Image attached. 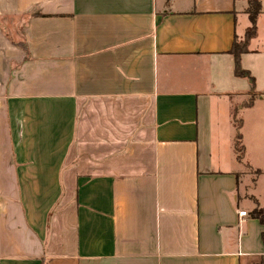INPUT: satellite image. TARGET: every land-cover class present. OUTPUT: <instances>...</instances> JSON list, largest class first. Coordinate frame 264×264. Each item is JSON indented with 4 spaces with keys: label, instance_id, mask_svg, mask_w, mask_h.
Wrapping results in <instances>:
<instances>
[{
    "label": "crops",
    "instance_id": "0c3cea01",
    "mask_svg": "<svg viewBox=\"0 0 264 264\" xmlns=\"http://www.w3.org/2000/svg\"><path fill=\"white\" fill-rule=\"evenodd\" d=\"M250 1L0 0V264H264L230 114L264 128Z\"/></svg>",
    "mask_w": 264,
    "mask_h": 264
},
{
    "label": "rangeland",
    "instance_id": "374dc122",
    "mask_svg": "<svg viewBox=\"0 0 264 264\" xmlns=\"http://www.w3.org/2000/svg\"><path fill=\"white\" fill-rule=\"evenodd\" d=\"M242 0H239V6L241 4ZM240 21H242L243 17L246 15H243L244 13H240ZM243 15V16H242ZM248 19V18H247ZM249 20V19H248ZM249 100V98L246 97V100ZM232 108L230 110L231 114V125H232V131L235 136V142L237 140V134L240 133L241 136L247 138L248 143H249V148L251 149V160L255 162L258 165H252L250 161L247 159L244 162L243 165V170L241 174V189H240V195L242 198H245V203L249 205H255L256 201L255 199L258 198L261 202L264 204V158L260 155H257L256 150L258 152V148L261 146H264V136L262 133H264V128L256 127L255 130V135L253 133H245L244 135V130L242 131L241 124L243 120V114L244 110H241L240 104H243V101L241 100H236L232 103ZM241 137V142L244 145V138ZM257 148V149H256ZM256 149V150H255ZM255 150V151H254ZM252 167H250L251 165ZM263 168L261 170V173L257 170V168ZM256 197V198H254Z\"/></svg>",
    "mask_w": 264,
    "mask_h": 264
},
{
    "label": "trees",
    "instance_id": "16d2710c",
    "mask_svg": "<svg viewBox=\"0 0 264 264\" xmlns=\"http://www.w3.org/2000/svg\"><path fill=\"white\" fill-rule=\"evenodd\" d=\"M250 2H251V6H250V9H249V15H250L252 26L249 29V31L247 32V36L248 37L251 36L254 33L255 15H256V12H257V5H258L257 0H251ZM246 50L247 49H246V43L245 42L242 43V44H239L237 41H235L233 43V47L231 49V53H233L234 57H235V73L237 75H243V74L246 73L245 70L242 69L241 63H240L241 54L243 52H245ZM235 149H236L238 158L242 159L243 155H244V145L241 142V134L240 133L237 134V140L235 142ZM251 215H253L255 217H258L261 220V222L264 223V211L262 209H257V208L254 209L251 212Z\"/></svg>",
    "mask_w": 264,
    "mask_h": 264
},
{
    "label": "built area",
    "instance_id": "2783aa9c",
    "mask_svg": "<svg viewBox=\"0 0 264 264\" xmlns=\"http://www.w3.org/2000/svg\"><path fill=\"white\" fill-rule=\"evenodd\" d=\"M239 215L242 217V216H246L247 215V212L246 211H241L239 212Z\"/></svg>",
    "mask_w": 264,
    "mask_h": 264
}]
</instances>
